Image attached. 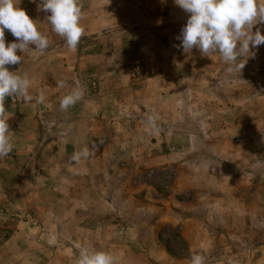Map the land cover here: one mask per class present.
<instances>
[{"label":"crops","instance_id":"0c3cea01","mask_svg":"<svg viewBox=\"0 0 264 264\" xmlns=\"http://www.w3.org/2000/svg\"><path fill=\"white\" fill-rule=\"evenodd\" d=\"M87 1L93 0L79 1L84 16L90 12L91 18H112L97 35L92 28L90 38L81 39L75 49H69L66 42L38 54L29 48L23 61L6 66L19 75L27 74L31 80L30 94L35 98L43 92L46 100L25 103L9 97L5 101L11 115L8 123L14 148L0 158V264H74L71 256L79 255L80 250L74 254L73 247H83L82 240L91 242L89 251L113 254L116 264H129L130 258L137 264H176V256L162 248L156 230L161 223L175 224V217L161 214L162 217L157 215L158 220L155 217L143 221L138 214L134 218L122 211V218L116 220L110 216V210L125 209V203L116 204L119 199L139 208V200L131 194L127 197L125 192L128 178L135 173L148 167L161 169L159 166L178 159L192 160L196 145L211 144L205 131L196 139V131L205 129L209 114L225 112L221 110L226 107V90L211 85L210 76L215 72L208 63L212 59L207 56L205 65H200L197 49L189 54L178 49L181 41L177 34L189 14L180 11L174 0H152L159 10L157 20L150 23L140 11L132 10L134 0H103L105 8L89 6ZM104 10L106 13L99 15ZM256 28L264 34V25H255L253 31ZM7 34L5 30V40ZM261 47L264 49V45ZM258 50L252 49L255 55H250L251 59L238 60L253 67L249 104L252 110L258 106L256 98H264L259 86H255L260 81L259 61L264 60L261 55L262 58L258 57ZM137 62L155 66L156 74L131 80L129 68ZM224 65L228 70L229 64ZM242 71L233 70L229 80L242 84ZM201 76L207 78L205 90L196 87L201 84ZM60 81L64 87L59 86ZM77 87L83 90L82 98L62 111L61 98ZM231 94L243 97V90ZM149 116L155 118L154 127ZM93 143L97 149L89 158L80 163L72 161L75 151ZM100 208L107 211L100 213ZM142 208L162 211L146 200ZM56 211L64 217L63 212L72 216L63 220L59 215L56 220ZM18 212L29 217L19 220ZM130 221L134 230L140 225L149 228V238H142L144 249L140 244H130L139 234L125 235V224L128 226ZM8 222L13 225H7ZM53 224L60 231L66 225L79 226L80 231L86 227L88 231L70 233L68 240L73 245L67 248L60 244L54 249L51 239L59 231H49ZM118 226H122V231L116 234L114 228ZM103 228L106 235L99 236ZM182 237L188 241L184 232ZM62 238H67L66 233L57 239ZM262 250L256 251L259 258H263ZM204 251L197 247L193 253ZM228 256L218 264H232L229 261L234 258ZM237 263L246 262L241 259Z\"/></svg>","mask_w":264,"mask_h":264},{"label":"rangeland","instance_id":"374dc122","mask_svg":"<svg viewBox=\"0 0 264 264\" xmlns=\"http://www.w3.org/2000/svg\"><path fill=\"white\" fill-rule=\"evenodd\" d=\"M40 3L41 0H36L35 3L32 0H21L19 6L30 17L31 13L33 14L31 18L37 21L38 30L48 37L50 41L48 49H51L66 41L52 31V26L46 19L50 13L38 11ZM86 3L89 6L91 4L95 7L98 6L97 8L106 7L103 0L87 1ZM156 3L152 0H134L131 2V6L132 10L137 9L136 11H140L143 15L142 18L150 23V21L157 20L156 10H159V6ZM179 10L183 11L181 8ZM102 13H106V10L104 12L99 11V15ZM188 16L184 17V20H187ZM110 20L112 18L109 16L107 18L106 15L91 18L90 12H87L81 20L83 29L86 30L81 39H89L92 28H94L95 35H97L98 31L108 26ZM151 29L155 31L157 28ZM181 29L179 28L177 36L180 35ZM6 31L8 32L6 40H14L11 33L8 30ZM152 33L155 35V32ZM30 49L35 54L39 53L34 46H30ZM26 53L19 51V54L23 56ZM257 53L259 54L258 57L264 59V49L261 46ZM250 55L251 53L245 57L251 59ZM205 57L207 56L200 53L198 64L205 65ZM208 58L212 59L211 63L208 64L215 72L213 76H210L212 87L217 90L219 88L224 89L227 94L226 99L222 98L226 107L221 112H225L209 114L210 118L205 129L196 131V139L203 136L205 131V136H209L208 143L211 144L196 145L192 160L178 159L172 164L165 163L159 166L161 169L152 170L153 167H148L142 173H135L133 177L128 178L127 191L125 192L127 197H130L131 194L139 200V208H134L119 199L116 204L125 203V209L110 210L112 212L110 216L119 220L123 216L122 211H124L132 216L134 215V218L135 214H138L143 221L146 218H155L157 215L162 217L161 214H169L175 217L177 219L175 224L161 223L156 230L162 248L165 247L176 256V264H190V258L193 254L202 255L205 264L209 262L218 264L226 254L229 255L228 257L234 258V260L229 261L232 264H238L237 262H240L241 259L246 262L244 264H264V253L261 254L263 258L256 255L258 249H263L262 252H264V98H256L259 103L252 110L249 104L251 100L250 77L253 67L249 63L245 64L242 71L244 82L235 85L234 80H229L233 77L230 75L232 71L227 70V66L224 65L226 62L223 63L220 60L222 59L220 54L213 53ZM262 63H264V60L259 61L260 81L255 86H259L258 91L264 95V67ZM221 70H223L222 74L220 73ZM155 72V66L144 65L139 62L129 68V76L134 81H137L141 76L152 77L156 74ZM219 75H221L220 79L218 78ZM205 77H200L198 83L201 84L196 85L197 88L206 89L205 79L207 80V78ZM235 90H243V97H235L231 94ZM197 122H199L198 119H196V124H198ZM145 164L143 163V165ZM145 200L161 207L162 211L155 213L147 208H142ZM106 211V208L99 209L100 213ZM63 213L65 217L59 211H56V220L59 215L63 220L72 216L70 212ZM105 215L108 216V214ZM18 216H20L18 217L19 220L29 217L24 212H18ZM80 216L81 214L77 218L80 219ZM131 218L130 216L132 221ZM131 221L128 226L125 224L127 227H125V231H127L125 235L128 233L139 234V238L137 240L132 239L130 244L133 246L140 244L144 249L142 238H149L146 236L150 235L149 228L146 225H140L139 227L136 226L137 230H134L130 227ZM6 224L13 225V222ZM48 229L53 231V234L59 231L55 235L56 237L53 236L51 239L52 248L54 249L60 244L70 248V245L73 244L68 239L71 234H75V231H80V227L74 225L61 226L60 231L53 224ZM103 229L104 231L99 236L106 235V228ZM114 230L116 234H119L122 231V226H118ZM85 231H88V229L83 227L80 232L84 234ZM186 231H188V234ZM183 232L188 237V243L183 241ZM64 233H66V239H57L64 236ZM123 233L125 232L123 231ZM54 238L56 239L54 240ZM82 241L84 243L83 247L79 248L74 245V254L79 250L81 251L82 248L90 247V241ZM144 242L148 243L146 240ZM102 243L100 242L99 245L101 246ZM194 243L196 244L195 247L192 246ZM197 247L199 250L205 251L193 253V250ZM103 250L105 249L103 248ZM78 257L79 255L71 256L74 264H76ZM129 264H137V261L130 258Z\"/></svg>","mask_w":264,"mask_h":264},{"label":"clouds","instance_id":"9594fccd","mask_svg":"<svg viewBox=\"0 0 264 264\" xmlns=\"http://www.w3.org/2000/svg\"><path fill=\"white\" fill-rule=\"evenodd\" d=\"M36 2V0H32ZM21 0H0V158L9 155L14 148L11 142L9 119L11 115L5 107L7 98L20 99L30 103H44L46 97L41 92L37 97L30 94L31 80L27 74L19 75L18 71H10L8 65H17L23 61V55L30 46L43 53L48 49L50 41L37 27V21L19 5ZM176 6L188 13L186 24L177 37L181 42L177 46L184 54L195 48L201 55L210 57L219 53L224 62L229 64L228 71H242L246 63H238L242 57L254 56L252 49L264 45V34L260 28L253 31L255 25H264V0H174ZM38 11L50 13L47 22L52 31L64 38L69 49H75L83 34L81 24L82 7L79 0H41ZM5 30L15 39L11 43L5 40ZM249 58V57H248ZM64 87V82H59ZM79 87L73 89L60 100V109L67 111L83 96ZM149 123L154 127L155 118L149 116ZM97 149L93 143L75 151L72 161L80 163ZM76 264H116V258L107 251H80ZM190 264H205L204 257L192 255Z\"/></svg>","mask_w":264,"mask_h":264}]
</instances>
